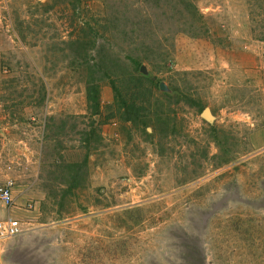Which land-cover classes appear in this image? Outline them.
Masks as SVG:
<instances>
[{"label": "rangeland", "instance_id": "1", "mask_svg": "<svg viewBox=\"0 0 264 264\" xmlns=\"http://www.w3.org/2000/svg\"><path fill=\"white\" fill-rule=\"evenodd\" d=\"M7 182L0 264H264V0H0Z\"/></svg>", "mask_w": 264, "mask_h": 264}, {"label": "trees", "instance_id": "2", "mask_svg": "<svg viewBox=\"0 0 264 264\" xmlns=\"http://www.w3.org/2000/svg\"><path fill=\"white\" fill-rule=\"evenodd\" d=\"M127 62L130 63V65H134L137 66L138 63L140 62L138 57L133 56V55H127ZM104 59V58H103ZM116 60L111 61V65H110V70H104L102 72V75L104 78L108 79L111 87L113 88V91L115 93V96L117 97V95L120 93V87L118 86L119 83L122 82H118V78L119 76H116L115 74H117V72L115 71L116 69H114V67L116 68V66H123V63H121V61H116L117 63H115ZM100 62H102L105 66V68L109 67V59H104V60H100ZM117 66V68H118ZM115 73V74H114ZM129 80H126L124 82L129 83L131 88H135L137 91L134 93V98L135 100L138 99L139 97V92L143 93L144 89H145V83H149V79L141 76V75H131L128 78ZM100 81L101 78H94L93 76H89L86 81H85V91H86V100L87 103L89 105V108L92 112H94L95 114L99 113V89H100ZM128 86V85H127ZM117 93V94H116ZM117 99H119L121 101V107L124 109L123 110V115L124 120L125 121H137L141 115H140V110L142 109V107H136L138 106L137 103H140V101H137V103L133 101L128 104L126 103V101L120 97H118ZM119 101V102H120Z\"/></svg>", "mask_w": 264, "mask_h": 264}, {"label": "built area", "instance_id": "3", "mask_svg": "<svg viewBox=\"0 0 264 264\" xmlns=\"http://www.w3.org/2000/svg\"><path fill=\"white\" fill-rule=\"evenodd\" d=\"M0 205L6 209L13 205L12 185L9 182L0 185ZM21 225L19 219L10 213L0 218V241L20 234L22 232Z\"/></svg>", "mask_w": 264, "mask_h": 264}, {"label": "crops", "instance_id": "4", "mask_svg": "<svg viewBox=\"0 0 264 264\" xmlns=\"http://www.w3.org/2000/svg\"><path fill=\"white\" fill-rule=\"evenodd\" d=\"M15 210L16 209H14V207H10V209H6V208H3V207H0V218L5 217L8 213H10L11 215H14L13 212H15V213L18 212L17 210L16 211ZM15 217H17V216H15Z\"/></svg>", "mask_w": 264, "mask_h": 264}, {"label": "water", "instance_id": "5", "mask_svg": "<svg viewBox=\"0 0 264 264\" xmlns=\"http://www.w3.org/2000/svg\"><path fill=\"white\" fill-rule=\"evenodd\" d=\"M160 88L163 89V85L161 83H160ZM201 115L203 118L208 119L209 118V110L207 108H204Z\"/></svg>", "mask_w": 264, "mask_h": 264}]
</instances>
